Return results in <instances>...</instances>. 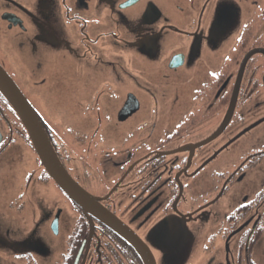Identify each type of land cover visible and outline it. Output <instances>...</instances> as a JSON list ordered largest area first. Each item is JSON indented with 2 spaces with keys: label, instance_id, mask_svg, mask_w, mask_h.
<instances>
[{
  "label": "flooded vegetation",
  "instance_id": "obj_1",
  "mask_svg": "<svg viewBox=\"0 0 264 264\" xmlns=\"http://www.w3.org/2000/svg\"><path fill=\"white\" fill-rule=\"evenodd\" d=\"M258 49L264 50V0H0V65L22 92L25 77L48 82L50 76L35 75L49 57L51 83L61 82L53 74L60 62L79 70L80 96L92 94L93 101L84 115L95 125L76 135L100 153L94 165L82 157L78 170L45 130L69 174L135 232L156 264H259L253 253L264 234V180L254 194L247 192L253 178L246 182L257 170L264 179V115L247 112L264 98V52ZM101 83L113 90L105 93ZM87 85L97 92L87 93ZM124 85L130 87L108 125L115 130L104 136L102 116L110 113L103 97L115 98ZM143 94L150 110L134 121ZM167 96L173 108L164 107ZM134 97L138 109L120 118ZM19 124L0 91V168ZM257 127L263 133L255 149L237 163L222 159L238 152L240 136ZM110 165L118 168L114 177ZM39 166L32 171L44 178L41 184L54 182ZM93 176L104 191L84 182ZM8 197L0 200V264H146L132 242L64 192L62 204L36 210L29 220L22 215L24 193ZM19 219L29 227H18ZM180 225L188 252L178 238ZM40 230L46 239H38Z\"/></svg>",
  "mask_w": 264,
  "mask_h": 264
},
{
  "label": "rangeland",
  "instance_id": "obj_2",
  "mask_svg": "<svg viewBox=\"0 0 264 264\" xmlns=\"http://www.w3.org/2000/svg\"><path fill=\"white\" fill-rule=\"evenodd\" d=\"M60 63L62 65L60 64L56 66V68L53 70V74H56V77H58L59 81H61V82H58L59 84L51 83V74L50 72L49 74H47L49 67L52 66V63L49 57V60H47V63L42 67L41 71L35 75L36 77L37 76H42V77L50 76L48 79V82L46 83L42 82L40 81V79L35 81V80L25 77V79H23L24 82L21 85V87L24 88L23 94L25 95L29 103L33 102L37 106L40 116L39 114H37V112L31 105L34 111L36 112V115L39 118V121L46 135H47V132L45 130V125L49 129L52 139L56 143V147L58 151L60 152V154L65 159H67L69 162H70V156H72L73 160L76 161L74 163L75 165L73 164V166H75L79 170L82 168V165L80 162L82 157L86 158L87 162H89L90 165H94L93 164L94 156L97 157L100 154V153H97V151H94L93 148L87 150V146L89 147L90 144H87V143L83 144L85 142L82 143V141L78 140L77 135H76L77 131L88 129L90 128L91 124L95 125L94 118H92L93 120L92 121L90 117L86 116L88 115V113L84 115V110H87L89 108V103L90 104L93 103V101L90 100V97L92 94L87 96V98L84 97L83 99L82 96H80V94H82V91H83V86H81V84L79 83V80L82 79L81 77L78 78L79 70L73 67H71L70 69H67L65 68V64H63L62 62ZM22 76L23 74H20V78ZM73 76L75 77V79H73L71 83H68L69 79L72 78ZM35 82H38L39 85H35ZM87 86H89L88 91L86 87L87 93H92L93 91H94L93 93H95L98 90V88L96 89V85H87ZM104 87L106 89L105 93L111 92L113 90L110 84L101 83V90ZM128 87H130V85H126V86L124 85V88H121L119 86L116 92L117 96L115 98H110L108 95H104L103 97L106 99L104 105L106 106V108L108 109V112L110 113L108 116H102V124L107 126V129L103 132L104 136L109 137V135H113L112 130H115V129L112 128L111 130L108 125L114 124V119H113V117L115 118L114 108L117 104L118 106L119 104H121L122 98L119 96L123 94V91L128 89ZM174 90L172 91L173 93H174ZM24 91L26 94L24 93ZM155 91L157 92L161 90L156 89ZM137 92H141V91H137ZM137 96L140 97L139 99L141 103V109L138 115L135 116L134 121L136 120L140 121L143 118L147 117L149 110H150V104H151L150 100L146 98V95L144 96L143 94L141 96L140 95H137ZM231 103H233V101ZM174 104L175 103L173 101V96L163 101V105L165 108H173ZM258 104L264 105V98H262V101H258L257 103L256 102L250 103V106L247 108V112L250 114L252 118H255L254 116L261 117L262 115H264V113L261 112L264 110V106H261ZM227 117L228 116L226 115L225 119H227ZM42 119L44 121H42ZM43 122L45 124H43ZM18 126L20 127L19 136L15 140H13L12 144L14 146L5 155V159L6 157L8 159L6 163L2 165V168H0V200H4V198H6L9 202V199H10L8 197L9 195L15 198L16 193H19L22 191L24 193V198L27 197L26 204H27V209H28V210H24L22 215L27 216L29 220V219L35 218V213L37 211H43L44 208H46L48 211H51L55 209L56 205L62 204L63 203L62 202L63 192L56 185L55 182L50 181L48 184L42 185L40 180L44 181V178L41 179L39 177L38 171L36 172V174L35 172L32 171L33 169H36V167H38V170H40L39 165L41 163H40V160L34 148L32 147V143L28 137V134L23 124L21 123ZM108 131H109V134H108ZM250 131L251 130L247 131V133L242 134L240 136L239 140H241V142L239 145H237L238 149H236L238 150V152L234 153V150H233L231 152V157L229 155L223 154L222 155L223 160L228 161V158H229L230 164L237 163L239 161L238 158L243 157V155H245L248 151H250V148L255 149L256 145H253L252 143L253 142L256 143V141L259 139L256 136L261 135L263 133V130H260L259 127H257L255 128L253 132H250ZM20 135L22 136V138ZM49 142L53 150L55 151V148L53 147L50 139H49ZM26 143H29V145H26ZM140 144L143 145L142 140L140 141ZM233 153H234V157H232ZM56 155L58 159L60 160L57 153ZM36 160L38 161L37 164H35ZM110 168H111L109 169L110 177L112 176L114 177L119 173L118 168L113 167L111 165H110ZM31 171L33 172V175L31 176L33 178H28V173H30ZM250 174H252V176H249V180L246 179L247 180L246 182H249L250 178L251 179L253 178V183L255 184L254 186H250V187L248 186L247 192H249L250 194L251 193L254 194L256 188L259 187V184L263 182L264 180L263 175H262L263 171L257 170V171L251 172ZM83 178H84V182L88 185V187L92 189L91 191H95V190H97L98 192L104 191V189H101L103 188L102 183L99 182L98 180H95L94 176H93L94 179L91 177H83ZM89 193L91 195L94 194L93 196H95V193L93 194L92 192H89ZM212 196L213 194L211 196L204 197V199H209ZM65 204H67V202H65ZM180 206L184 208V205H180ZM49 219L50 218L48 216L44 218L43 220H49ZM173 220L179 222L178 224H182V222L184 221L183 219L177 218V217L173 218ZM18 227L25 229L29 227V225H26L20 222V219H19ZM158 230L162 231L161 225L158 227L157 231ZM185 231H186L185 227L183 225H180L179 236H178V233L176 236L180 238L181 242L186 247L188 246V248L185 249V251L188 252L190 249L191 243L188 237L184 235ZM38 237H39L38 239L40 240H44V238L46 239L45 231L40 230ZM253 257L256 259V261L259 264H264V234L262 235L261 240L256 244L254 248Z\"/></svg>",
  "mask_w": 264,
  "mask_h": 264
},
{
  "label": "water",
  "instance_id": "obj_3",
  "mask_svg": "<svg viewBox=\"0 0 264 264\" xmlns=\"http://www.w3.org/2000/svg\"><path fill=\"white\" fill-rule=\"evenodd\" d=\"M259 50V49H258ZM264 52V50H259ZM253 52H249L246 60ZM0 91L11 104L12 108L19 117L21 123L28 133L32 146L44 169L56 183V185L77 205L85 211L104 222L120 235L132 242L142 255L146 264H156L149 248L144 242L116 215L109 211L100 201L102 198L91 195L68 173L61 161L53 150L49 139L43 130V127L32 108L31 104L17 86V84L8 75L5 69L0 65ZM138 100L134 97L128 101L120 112V118L126 117L138 109ZM91 222L92 220L89 219Z\"/></svg>",
  "mask_w": 264,
  "mask_h": 264
}]
</instances>
